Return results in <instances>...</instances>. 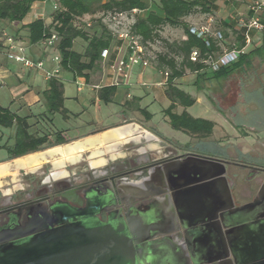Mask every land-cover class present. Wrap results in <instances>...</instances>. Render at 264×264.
I'll use <instances>...</instances> for the list:
<instances>
[{
	"label": "crops",
	"instance_id": "1",
	"mask_svg": "<svg viewBox=\"0 0 264 264\" xmlns=\"http://www.w3.org/2000/svg\"><path fill=\"white\" fill-rule=\"evenodd\" d=\"M39 5L32 9L34 14L30 18L27 15L22 22L3 23L0 26L27 48L28 58L45 60L46 68L51 70L54 68L52 58L58 54V48L47 49L41 43L30 44L26 29L28 24L38 19H43L47 25L51 23L54 11H37ZM205 70L188 72L174 82L179 90H182L181 85L193 83L199 89L197 98L182 91L190 95L195 103L203 100L200 88L203 90L204 85L200 87V82L210 79L207 73L211 71ZM64 72L62 69L57 78L64 85L66 117L60 113H48L45 93L51 80L46 78L44 72H31L22 64L9 60L4 53L0 54V107L10 110L17 117L25 118L31 133L42 135L48 131H61L62 137L67 141L63 145L26 155L18 158L19 160L6 161L8 156L1 159L0 169L3 171L8 168V171L1 174L2 178L24 173L27 176H44L46 181L65 178L88 180L99 177L106 171L111 172L110 167L123 170L130 163L149 165L172 155H184L186 145L151 127L149 120L154 115L150 113L148 106L142 105L150 96L161 103L168 102V108L172 104L167 94L165 72L159 70L156 63L146 69L135 68L129 84L119 87L112 86L111 72L102 63L101 70L92 73L89 79L73 76L77 86L74 95L68 92L63 82ZM204 81L202 84H207ZM105 88L115 89L110 103H105L100 98V93ZM225 89L227 95L230 92L229 86ZM102 105L106 109L108 105L116 106L119 111L111 109L104 113ZM179 108L183 106L177 104L174 110L177 115L187 112L190 107L177 113ZM167 109L164 113L170 123ZM112 114L119 118L118 123L105 127V115ZM58 116L63 122L61 127L55 125ZM72 130L77 134L70 137ZM180 132L192 138L200 137L183 130ZM219 132L215 125L209 137L215 135L220 139ZM0 135V145H14L13 129H0ZM26 159H32L27 166H17L18 161ZM251 180L254 181L250 184ZM227 181L234 207L227 199L223 183H214L197 189L194 193L182 194L176 206L171 196L162 195L154 199L156 194L164 190L161 179L155 172H149L142 178H123L122 182L129 188V195L134 199L131 212L134 260L139 264H264V174L255 173L251 177L249 168L228 164ZM20 186L14 191L24 188L23 184ZM260 194L262 198H259ZM90 198L103 203L102 197L96 193L92 192ZM257 199L260 200L258 206L246 207ZM220 213L223 214V220L218 218Z\"/></svg>",
	"mask_w": 264,
	"mask_h": 264
},
{
	"label": "trees",
	"instance_id": "2",
	"mask_svg": "<svg viewBox=\"0 0 264 264\" xmlns=\"http://www.w3.org/2000/svg\"><path fill=\"white\" fill-rule=\"evenodd\" d=\"M47 1L57 2L60 9L54 11L49 25L43 19H38L26 26L29 43L32 45L41 43L52 33H58L61 37L58 51L62 59V69L72 73L74 78L89 79L92 73L99 72L102 66V51L114 45V38L107 26L102 24L101 33L94 35H91L84 27L77 26V22L87 15H95L98 12H102L103 15L108 13L131 14L137 10L139 13L135 14V24L132 30L141 36L145 47L159 38L158 32L161 28H182L186 39L167 44L168 51L159 54L155 62L159 70L169 72L167 94L171 98L172 104L166 110V114L169 115L171 126L176 130H183L202 137L212 134L214 123L195 119L186 111L180 115L174 113L177 104L184 108L195 104V100L184 91L179 90L174 82L188 72H200L207 69L208 66L204 61L209 56L217 57L222 53L220 48L222 42L227 48L234 47L237 50H242L246 47L245 29H238L236 24L227 21L223 22L224 29L220 31L224 36L222 42L211 37L206 41L191 34V26L188 25L186 19L198 13L203 15L213 13L217 9L218 0H156L161 14L149 10V4L144 0H108L105 3L102 0H0V25L22 22L35 6ZM96 4H98L97 7ZM140 12L145 14L139 15ZM227 29L234 31L235 42L228 43L225 40L228 39ZM77 39H82L87 43L83 53L74 50V43ZM194 49L200 51V60L196 63L190 60L191 52ZM260 49L255 47L249 52H244L239 56L237 62L213 73L214 78L226 80L234 72L249 68L251 60H247V57L260 52ZM114 92V88L102 89L100 98L103 102L110 103ZM45 99L49 114L60 113L66 117L64 85L58 78H53L50 81ZM29 128L25 118L17 117L10 110L0 107V129L14 130V145L12 147L0 145V149H6L8 152L6 161L67 143L62 137L63 132L61 131L53 130L40 135L31 133ZM1 138L0 135V141Z\"/></svg>",
	"mask_w": 264,
	"mask_h": 264
},
{
	"label": "rangeland",
	"instance_id": "3",
	"mask_svg": "<svg viewBox=\"0 0 264 264\" xmlns=\"http://www.w3.org/2000/svg\"><path fill=\"white\" fill-rule=\"evenodd\" d=\"M104 1L107 2L108 0H102V2ZM146 1L151 11L160 12L156 0ZM55 3V1L42 3L37 8V11L53 12ZM254 4L262 5L264 4V0H218L217 9L213 13L209 15L198 13L187 18L186 22L189 26H202L207 24L212 17L211 28L214 32L222 31L224 29V25L222 24L225 21L236 24L238 29H244L241 27V21L247 22L251 17L260 19L264 24V9H260L256 13L250 12L249 8ZM95 6L97 7L98 4ZM33 14L34 11L31 10L28 17L30 18ZM143 14L145 13H140V15ZM133 17L135 18V15L130 14L129 18L133 20ZM103 18V13L98 12L95 15L85 16L84 19L77 22V26L80 28L84 27L91 35L100 34L102 31L101 25L105 24L102 20ZM89 24L90 26H88ZM158 34L159 38L154 43L146 45L147 54L154 59L153 63L156 62L159 54L168 51L167 44L179 42L185 37V32L182 28L164 27L161 28ZM227 34L228 39L225 40L228 43L236 41L235 33L232 29H227ZM250 35L251 44L245 49V52H249L255 47L261 48L260 52L247 57V60H251V68L238 70L228 79L220 82L215 81L213 75L215 72H208L210 70L207 68L208 71H205L208 72V78L210 79H206L205 77V81L202 79L207 84H202L203 81L200 82V87L204 85L203 90L200 88L203 100L187 109V112L193 117L212 122L214 123V127L215 125L218 126L220 139L215 135L212 138H202L201 136L199 138H192L186 136L180 130L177 131L171 126L164 113L169 103H161L151 96L142 104L143 106H148L150 113L154 115L149 120V125L161 131L167 137L185 144L188 149L197 150L205 154H228L235 161H239V163L264 166V32L252 30ZM224 44L222 42L220 45L222 50L227 48ZM86 46L87 43L84 40L77 39L74 43V50L84 52ZM211 80L213 83H211ZM63 82L68 92L74 95L77 86L73 80V74L65 71ZM227 86H229L228 90L230 92L225 95V88ZM180 88L190 93L194 98L198 97L199 89L193 83L181 85ZM226 96L231 100L226 101ZM102 106L104 107V105ZM111 109L113 111L118 110L116 106L108 105V109L104 107L103 112H108L107 110ZM184 110V107L179 108L177 113H181ZM104 118L105 127L116 124L119 121V118L113 114L112 116L105 115ZM56 120L55 125L61 127V117L58 116ZM75 132V130H72L70 137L75 136L77 134ZM7 156V150L0 149V160ZM234 163L237 164V162ZM13 164L11 163V165ZM44 170H47V168ZM44 179V176L35 174H28V176L24 173L7 175L0 179V197L3 193H10L15 188L21 187V184L24 186L32 182L36 184Z\"/></svg>",
	"mask_w": 264,
	"mask_h": 264
},
{
	"label": "water",
	"instance_id": "4",
	"mask_svg": "<svg viewBox=\"0 0 264 264\" xmlns=\"http://www.w3.org/2000/svg\"><path fill=\"white\" fill-rule=\"evenodd\" d=\"M228 164L226 160L194 152L156 162L152 172L160 177L164 190L154 199L171 196L177 206L182 194L223 183L234 207L227 181ZM259 204L257 199L246 207ZM99 205L103 204L88 202L76 207L58 203L49 211L44 209L41 215L28 214L30 222L24 227L0 228V264H139L134 260L132 210L121 211L117 216L118 211L97 208ZM101 212L106 213L105 220L100 219ZM218 218L223 220V214H218Z\"/></svg>",
	"mask_w": 264,
	"mask_h": 264
},
{
	"label": "built area",
	"instance_id": "5",
	"mask_svg": "<svg viewBox=\"0 0 264 264\" xmlns=\"http://www.w3.org/2000/svg\"><path fill=\"white\" fill-rule=\"evenodd\" d=\"M54 11L60 9L59 4L56 2L53 6ZM250 12L256 13L260 9H264V4H254L251 6ZM139 13L134 10L132 14ZM128 13H108L103 15L104 25L107 26L114 38V45L109 49H104L101 53L102 63L107 67L112 75V86L119 87L128 85L135 68L141 67L143 69L151 67L154 63V59L149 57L146 51V47L142 43L141 36L133 32V26L135 24V18L133 20L129 18ZM213 18L209 19V22L202 26H191L190 31L192 35H195L199 39L208 41V38H213L219 42L224 41V36L220 31L212 30ZM241 27L245 29L246 47L242 50L236 48H224L222 53L217 57L209 56L204 63L208 66L212 72H218L223 67H227L238 61L241 54L245 52V49L251 44L252 30L257 32H264L263 22L256 18L251 17L247 22L241 21ZM90 26V24L88 25ZM61 37L58 33L54 32L49 37L45 38L41 44L47 49L58 48ZM209 46V43L207 42ZM27 48L13 35L9 34L4 28L0 26V54L4 53L5 56L16 63L22 64L25 68L31 72L41 71L44 72L48 80L57 78L62 70L61 56L58 54L52 58L54 68L51 70L46 68L45 60H33L26 56ZM190 60L192 62H198L200 60V51L194 49L191 52ZM165 84L168 83L169 72L164 73Z\"/></svg>",
	"mask_w": 264,
	"mask_h": 264
},
{
	"label": "flooded vegetation",
	"instance_id": "6",
	"mask_svg": "<svg viewBox=\"0 0 264 264\" xmlns=\"http://www.w3.org/2000/svg\"><path fill=\"white\" fill-rule=\"evenodd\" d=\"M230 100V98L226 97V101ZM185 150L184 155L189 154V152H194L226 160L229 164L238 165L239 163V161H235L228 154H205L197 150L188 149L187 147ZM175 156L177 155H172L169 158ZM234 162H237V164ZM152 166L153 164L139 166L130 163L123 170L110 167L111 172L106 171L101 176L92 177L88 180L67 178L61 180L50 179L49 181L42 180L36 184L33 182L27 184L23 189L15 190L12 193H3L0 197V228L10 225L16 228L24 227L30 222L28 214L35 213L41 215L44 209L49 211L50 207L58 203H69L76 207H84L88 202L96 201L90 198L92 192L101 196L103 199L102 204L104 206L99 205L97 208L104 209L109 207L113 212L118 211L117 216H119V212L131 211L134 206V199L129 195V188L122 182V179L131 177L142 178L148 175L149 172H152L155 168ZM252 166L258 168H249L251 177L255 173L264 174V166L257 164H252ZM253 181L251 180L250 184ZM233 184L236 185V182H233ZM263 185L264 182L262 183ZM251 188H253V185ZM107 202L108 206L106 205ZM99 217L105 220L106 213L101 212ZM131 232L133 237L134 229Z\"/></svg>",
	"mask_w": 264,
	"mask_h": 264
},
{
	"label": "bare ground",
	"instance_id": "7",
	"mask_svg": "<svg viewBox=\"0 0 264 264\" xmlns=\"http://www.w3.org/2000/svg\"><path fill=\"white\" fill-rule=\"evenodd\" d=\"M122 132H123V131H122ZM111 135H112V134H111ZM75 149H76V148H74V150H75ZM52 151H53V150H52ZM54 153H55V152H54ZM44 156H45V155H44ZM31 157H32V156H31ZM36 158H37V157H36ZM36 158H35V159H36ZM42 158H43V157H42ZM45 158H46V157H45ZM22 159H23V158H22ZM18 160H19V159H18ZM29 160H30V159H26L25 161H22V160H21V161H18V162H17V166L20 167V166H23V165L29 164V163H30ZM31 160H32V159H31ZM31 160H30V161H31ZM37 160H38V158H37ZM35 162H36V161H35ZM37 163H38V162H37ZM39 163H40V162H39ZM31 164H32V163H31ZM31 164H30V165H31ZM32 165H33V164H32ZM3 166H4V165H3ZM14 166H15V165H14ZM26 166H27V165H26ZM1 168H2V167H1ZM3 168L6 169V167H3ZM15 168H17V167H15ZM7 169H8V168H7ZM7 169H6V170H7ZM9 169H10V168H9ZM25 169H26V168H25ZM34 169H35V168H34ZM6 170L3 169V171H6ZM32 170H33V169H32ZM3 171L0 169V177H1V174L3 173ZM7 171H8V170H7ZM58 171H59V170H58ZM8 174H9V173H8ZM15 174H16V173H15ZM1 178H2V177H1Z\"/></svg>",
	"mask_w": 264,
	"mask_h": 264
}]
</instances>
